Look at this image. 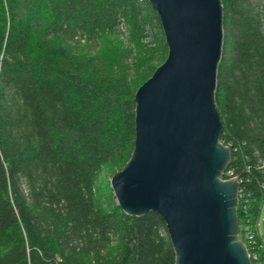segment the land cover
I'll return each mask as SVG.
<instances>
[{
    "label": "trees",
    "instance_id": "16d2710c",
    "mask_svg": "<svg viewBox=\"0 0 264 264\" xmlns=\"http://www.w3.org/2000/svg\"><path fill=\"white\" fill-rule=\"evenodd\" d=\"M221 2L215 102L241 227L264 205V0ZM167 55L150 0H0V264H176L165 219L125 213L110 179Z\"/></svg>",
    "mask_w": 264,
    "mask_h": 264
},
{
    "label": "water",
    "instance_id": "95a60500",
    "mask_svg": "<svg viewBox=\"0 0 264 264\" xmlns=\"http://www.w3.org/2000/svg\"><path fill=\"white\" fill-rule=\"evenodd\" d=\"M168 55L136 91L135 145L111 185L125 213L166 221L176 264H252L239 237L240 182L215 102L221 0H150Z\"/></svg>",
    "mask_w": 264,
    "mask_h": 264
},
{
    "label": "built area",
    "instance_id": "2783aa9c",
    "mask_svg": "<svg viewBox=\"0 0 264 264\" xmlns=\"http://www.w3.org/2000/svg\"><path fill=\"white\" fill-rule=\"evenodd\" d=\"M224 174L227 175L226 178L233 177V173L230 170L228 171L226 170ZM240 198H241V194L239 190L238 206L240 203ZM240 233L244 235L245 240H243L240 237ZM238 234L240 239H242L246 244L252 264H264V244L262 242V239L261 242L257 240V234H258L257 224L252 225L251 223H243L241 227L239 225Z\"/></svg>",
    "mask_w": 264,
    "mask_h": 264
},
{
    "label": "rangeland",
    "instance_id": "374dc122",
    "mask_svg": "<svg viewBox=\"0 0 264 264\" xmlns=\"http://www.w3.org/2000/svg\"><path fill=\"white\" fill-rule=\"evenodd\" d=\"M121 39L126 42L127 41L126 34L122 35ZM108 179H109V177H108ZM110 179H112V178H110ZM257 229H258V235L261 237L262 242L264 244V205H263V207L261 209V212L259 214V218L257 220Z\"/></svg>",
    "mask_w": 264,
    "mask_h": 264
}]
</instances>
